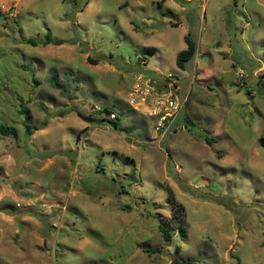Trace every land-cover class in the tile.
Returning <instances> with one entry per match:
<instances>
[{
  "label": "rangeland",
  "instance_id": "obj_1",
  "mask_svg": "<svg viewBox=\"0 0 264 264\" xmlns=\"http://www.w3.org/2000/svg\"><path fill=\"white\" fill-rule=\"evenodd\" d=\"M136 73L177 78L165 133ZM0 123V264H264V0H0Z\"/></svg>",
  "mask_w": 264,
  "mask_h": 264
},
{
  "label": "built area",
  "instance_id": "obj_2",
  "mask_svg": "<svg viewBox=\"0 0 264 264\" xmlns=\"http://www.w3.org/2000/svg\"><path fill=\"white\" fill-rule=\"evenodd\" d=\"M239 76H243V72L239 71ZM162 79V84L156 85L151 78L136 73L127 92V102L131 108L155 121L156 132L165 133L172 127L187 99L177 95V78H173L171 73ZM109 117L116 118V114L111 112Z\"/></svg>",
  "mask_w": 264,
  "mask_h": 264
},
{
  "label": "trees",
  "instance_id": "obj_3",
  "mask_svg": "<svg viewBox=\"0 0 264 264\" xmlns=\"http://www.w3.org/2000/svg\"><path fill=\"white\" fill-rule=\"evenodd\" d=\"M184 41L186 43V47L182 50H180L175 57V63L176 65L181 68L184 69L185 68V64L187 61H189L196 53V46L195 43L193 42V40L190 38L189 33L184 35ZM60 43L57 40H53L51 39L49 33L46 34V38L43 41L44 44H48V43ZM146 51L149 53H154L155 52V47L153 46H148L146 47ZM26 112V111H23ZM109 114L111 112H108ZM117 119V116H116ZM113 120L109 118V121L113 124V126L116 128L117 127V120ZM0 133L2 135H16V129L13 126H9L3 123H0ZM213 137H205L206 142H211ZM260 143L261 145L264 146V137H262L260 139ZM169 198L174 199L173 198V193L172 191H170V196ZM173 202V210H172V217L175 219H179V217L184 215V206H182L181 204L175 203ZM180 231L182 234H186L185 232V227L183 225H180ZM158 229L161 233V236L163 238V240L165 241H169L171 236H172V232L170 231V227L167 225V222L162 218H159V223H158ZM179 264H190L189 262L186 263H179Z\"/></svg>",
  "mask_w": 264,
  "mask_h": 264
},
{
  "label": "water",
  "instance_id": "obj_4",
  "mask_svg": "<svg viewBox=\"0 0 264 264\" xmlns=\"http://www.w3.org/2000/svg\"><path fill=\"white\" fill-rule=\"evenodd\" d=\"M75 11H77V8L75 9ZM68 17H69L70 21H74L75 20V12L69 14ZM187 123H188V120H187Z\"/></svg>",
  "mask_w": 264,
  "mask_h": 264
},
{
  "label": "crops",
  "instance_id": "obj_5",
  "mask_svg": "<svg viewBox=\"0 0 264 264\" xmlns=\"http://www.w3.org/2000/svg\"><path fill=\"white\" fill-rule=\"evenodd\" d=\"M186 47V46H185Z\"/></svg>",
  "mask_w": 264,
  "mask_h": 264
}]
</instances>
